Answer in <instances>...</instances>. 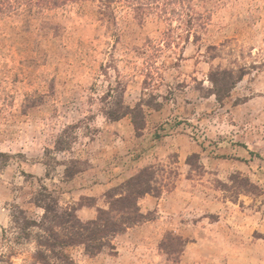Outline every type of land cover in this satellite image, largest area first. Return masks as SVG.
<instances>
[{"label": "rangeland", "instance_id": "obj_1", "mask_svg": "<svg viewBox=\"0 0 264 264\" xmlns=\"http://www.w3.org/2000/svg\"><path fill=\"white\" fill-rule=\"evenodd\" d=\"M189 6L0 21V264H40L43 189L88 221L143 169L147 220L97 255L66 247L72 264H264V0Z\"/></svg>", "mask_w": 264, "mask_h": 264}, {"label": "trees", "instance_id": "obj_2", "mask_svg": "<svg viewBox=\"0 0 264 264\" xmlns=\"http://www.w3.org/2000/svg\"><path fill=\"white\" fill-rule=\"evenodd\" d=\"M85 2H96L102 6L103 10L99 13L105 17L111 14V6H124L133 11L139 22H143L148 16H154L155 19L170 24L173 20L182 18L180 15L183 9L193 12L189 6L190 0H0V21L23 11L32 13L55 10ZM168 30L173 31L172 28ZM222 74L228 76L230 83H221L220 80L211 78L214 94L219 100L226 97L236 82L233 78L231 80V73L222 71ZM109 117L117 119V116L111 114ZM134 125L137 127L136 123ZM149 172L150 169H143L127 180L123 185V192L109 202L108 209L99 210L96 218L88 221L80 220L71 208H60L57 199L43 189L47 194L40 192L41 198L35 202L43 210L41 225L30 223L31 227H38L44 233L41 240H37L38 247L44 249L37 252V261L40 264H72L71 258L64 252L66 247L71 246H82L89 255H97L104 248L114 249L112 240L116 236L147 220L140 211L139 200L145 195L158 193V188L147 175Z\"/></svg>", "mask_w": 264, "mask_h": 264}]
</instances>
